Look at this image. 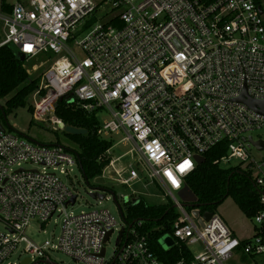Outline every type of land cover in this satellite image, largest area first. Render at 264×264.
Listing matches in <instances>:
<instances>
[{
    "label": "built area",
    "instance_id": "built-area-1",
    "mask_svg": "<svg viewBox=\"0 0 264 264\" xmlns=\"http://www.w3.org/2000/svg\"><path fill=\"white\" fill-rule=\"evenodd\" d=\"M0 34V46L12 45L26 59L49 52L59 56L31 94L34 118L51 117L57 124L53 112L61 98L76 100L85 112L112 114L97 133L123 130L132 144L128 152L145 171L129 165L126 178L123 169L115 173L127 186L142 175L172 199L168 203L177 217L167 233L175 240L170 249L180 255L159 258L140 232L142 221L125 220L137 197L116 203L121 225L106 208L67 213L77 200L64 181L78 168L75 153L5 128L0 131V264H58L51 260L53 250L82 264H264V207L252 218L257 233L239 239L220 216L213 213L201 224L203 213L187 210L175 198L198 158L226 143V153L214 163L238 159L235 166L251 175L264 206V159L251 152L255 147L247 138L255 139L246 135L264 130V113L240 100L245 92L264 101V9L257 0H0ZM184 161L190 167L181 172ZM109 165L114 169L112 159ZM56 214L63 215L56 243L25 235L31 219L43 224ZM113 234L115 250L106 257ZM196 244L201 250L194 253ZM18 249L25 257L11 262Z\"/></svg>",
    "mask_w": 264,
    "mask_h": 264
},
{
    "label": "rangeland",
    "instance_id": "rangeland-1",
    "mask_svg": "<svg viewBox=\"0 0 264 264\" xmlns=\"http://www.w3.org/2000/svg\"><path fill=\"white\" fill-rule=\"evenodd\" d=\"M59 60V56L49 52L41 53L37 56L26 59L24 61V67L26 68L30 79H34L45 72V70ZM11 94L4 98H0V107L4 105L5 100L10 97ZM34 98L30 95L26 100L24 107H19L12 113L5 115L0 110V122L4 127L11 132H18L28 139H32L41 144H59L70 151L74 152L78 150V146L72 142L63 130L56 127L51 117L43 120L36 119L32 116V112L28 110V106L32 104ZM52 116V115H51ZM96 117L103 125L105 122L112 120L114 117L110 112L105 109L98 110ZM126 133L123 130L117 132H109L104 135L103 138L112 140L113 146L109 150V155L112 158L114 169L111 165L106 168L102 175L96 176L88 181H85L80 170L74 166L69 172L67 178L64 181L68 184L71 190L77 194L76 202L67 208V213L78 214L81 212H88L97 208H106L110 211L116 222L121 225L122 220L117 208V204H122L124 197L130 198L137 197L143 199L149 205L164 204L170 202L169 197L157 188V186L148 180L143 179L142 175L136 181L131 182L128 186L120 183V179L115 173V170L123 169L122 177L126 178L128 174V166H132L137 171L143 170L137 161V155L132 152H128L132 148L130 141L124 139ZM248 136H252L253 139H263L264 130H254L246 133ZM251 152L259 159H264V148L262 150H256L253 148ZM240 164L238 159H232L230 163L221 162V166H231ZM26 168H30V165H24ZM145 171L143 170V173ZM94 189H98L99 193H103L105 198L98 199L93 198L89 193ZM175 198L181 204H184L185 208L189 210L187 205H190L195 197L193 193L185 186L183 192L175 193ZM176 208V207H175ZM123 209V208H122ZM215 214L220 216L226 223L229 229L234 232L235 236L239 239H251L257 233L258 225L252 218L246 217L238 208L236 203L231 197H227L221 204L215 209ZM63 215H54L50 220L43 224L37 219H31L25 228V235L37 243H42L45 240H50L52 243L57 242V237L61 231V222ZM0 229H3V225L0 222ZM116 234H113L106 242V257H110L115 250ZM174 238L169 233H164L158 238L157 243L163 250H168L174 245ZM201 250V246L196 244L191 247V251L197 253ZM21 249L15 251L10 257L11 262H19L25 257ZM51 260L58 264H82L79 261L73 260L68 255L59 250H53L50 253ZM227 264H236L229 261Z\"/></svg>",
    "mask_w": 264,
    "mask_h": 264
},
{
    "label": "trees",
    "instance_id": "trees-1",
    "mask_svg": "<svg viewBox=\"0 0 264 264\" xmlns=\"http://www.w3.org/2000/svg\"><path fill=\"white\" fill-rule=\"evenodd\" d=\"M264 9L261 0H257ZM92 18L89 22H93ZM1 41V34H0ZM26 58H21L16 49L9 44L0 46V98L8 97L0 107L3 116L12 113L19 107L26 105L27 98L37 89L40 76L30 79L24 67ZM32 111V106H28ZM97 111L85 112L76 100L61 98L57 101L53 116L65 125L86 130L83 135H74L65 132V135L78 146L74 151L80 170L85 181L102 174L109 165L111 156L109 150L113 146L112 140L101 137L97 131L99 121ZM226 143L216 146L204 155L194 172L185 178L187 188L193 193L195 200L187 205L190 209H198L201 213L206 211L215 213L216 207L227 197H231L241 212L253 218L263 209L259 201L260 190L251 175L240 166H221L214 163L226 153ZM177 213L171 203L149 205L143 199L135 205L128 206L125 220L129 223L142 221L140 232L147 234L152 241L153 250L159 258L168 256L171 260L180 257L176 249L163 250L156 241L161 235L171 229Z\"/></svg>",
    "mask_w": 264,
    "mask_h": 264
},
{
    "label": "water",
    "instance_id": "water-1",
    "mask_svg": "<svg viewBox=\"0 0 264 264\" xmlns=\"http://www.w3.org/2000/svg\"><path fill=\"white\" fill-rule=\"evenodd\" d=\"M21 58H24L23 55L19 54ZM240 100L243 101L246 105H248L250 108L258 110L261 113H264V101H256L253 99H250L246 97L245 92L242 93ZM72 102V100H70ZM56 127L60 130H63L66 133L74 134V135H83L86 133L85 129L82 128H76L73 126L65 125L61 120L57 121ZM5 127L0 122V131H4ZM247 140L257 149L262 150L264 148V139H258V140H252L251 137H248ZM198 161L201 163L203 161V158H198ZM93 198L103 199L104 194L99 193L98 189H94L92 192L89 193ZM76 196L73 195L70 199V201L73 203L75 201ZM198 210L193 211V215H198ZM213 212L206 211L202 214V219H200V223H203L204 220H208L212 216ZM122 233V230L120 231V234ZM120 238V235L118 237V240ZM104 252V249L102 250V254ZM27 260H24L21 264H26Z\"/></svg>",
    "mask_w": 264,
    "mask_h": 264
},
{
    "label": "snow or ice",
    "instance_id": "snow-or-ice-1",
    "mask_svg": "<svg viewBox=\"0 0 264 264\" xmlns=\"http://www.w3.org/2000/svg\"><path fill=\"white\" fill-rule=\"evenodd\" d=\"M188 167H190V162H189V161H184L183 164H181V165L179 166L181 172H183V171H184L186 168H188ZM168 175H169V178L172 179V183L175 184L176 181H175L174 178H172L171 173H169Z\"/></svg>",
    "mask_w": 264,
    "mask_h": 264
},
{
    "label": "crops",
    "instance_id": "crops-1",
    "mask_svg": "<svg viewBox=\"0 0 264 264\" xmlns=\"http://www.w3.org/2000/svg\"><path fill=\"white\" fill-rule=\"evenodd\" d=\"M234 233V232H233Z\"/></svg>",
    "mask_w": 264,
    "mask_h": 264
}]
</instances>
